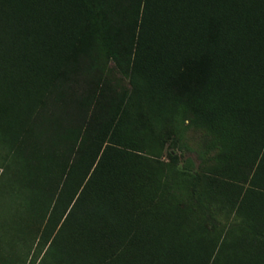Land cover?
Masks as SVG:
<instances>
[{"label": "rangeland", "instance_id": "374dc122", "mask_svg": "<svg viewBox=\"0 0 264 264\" xmlns=\"http://www.w3.org/2000/svg\"><path fill=\"white\" fill-rule=\"evenodd\" d=\"M104 1L99 4L91 0L90 13L95 15L97 8L101 11L99 5H106ZM229 44L233 49L226 53L227 61L221 56L224 67L221 64L220 74L217 78L214 73L209 75V82L214 85L209 86L206 102L199 100L198 85L211 63L208 57L191 60L175 78L161 77L160 89H154L153 99L162 114L158 115V111L156 118L148 120L144 116L150 115L151 109L145 107L143 116H135L133 135L124 124L115 131L121 138L112 141L115 145L111 146L119 152L110 160L117 164L110 165L118 166V179L122 177L119 181L126 183V189L120 192L117 201L122 210L117 217L121 227L114 229L102 221L104 228L96 227L99 222L93 224L92 220L88 226L90 213L78 215L79 211L73 219L70 217L64 222L65 215L56 217L67 212L70 198L83 181L78 182L75 175L83 167V158L89 150L97 146L90 141L81 143L82 140L78 145V139L73 140V131H64L62 125L57 128V124H62V113L57 112L60 101L54 99L47 82L50 71L42 69L38 79L30 76L22 86L15 85V78L8 85L0 82V264H107L108 254L116 258L117 264H134L128 261L135 251L133 246L144 242H158L159 256H172L175 264H264V209L258 210L236 197L238 188L240 193L249 194L248 182L256 169L254 153L257 150V156L262 154L264 142L259 146L242 145L243 139L230 130L235 123L241 126L239 113L247 105L250 110L246 116L251 120V128L264 125V107L257 101L264 99V69L247 74L243 65L252 58L243 48L238 50L240 46ZM108 63L107 58L102 62L95 91L104 82L107 93V76L118 81L115 82L117 89L120 83L128 88L125 74ZM65 65L64 72L69 74ZM32 71L35 74L40 70L21 74ZM62 75L63 79L67 77ZM166 77L171 82L165 89ZM96 100L92 102V110L100 112L97 118L104 115L107 119V98ZM201 109L208 115L206 122L215 128L201 125ZM142 122L157 125L153 133L158 139L153 143L141 138L143 131L140 137L136 136V127ZM109 131L106 122L100 130V148L104 147L108 135L115 136ZM229 150L232 157L227 164L225 154ZM108 162L106 159L101 167L108 166ZM131 169L139 171L136 178L129 176ZM201 174L211 180L214 176L221 179L217 182L204 179L201 184H195L193 178ZM223 181L232 186L223 187ZM138 186L142 188L140 197H146L145 205L150 211L143 218L155 221L154 233L144 234L138 228L134 235L125 232L140 220L127 211L135 198L132 192ZM214 186L217 191L212 194L203 191ZM87 195L82 199L86 202L79 206L99 200L91 198L99 196L96 192ZM57 196L64 198L58 210ZM80 218L87 221L85 228L80 226L73 231L70 221ZM94 218L99 219V213Z\"/></svg>", "mask_w": 264, "mask_h": 264}, {"label": "trees", "instance_id": "16d2710c", "mask_svg": "<svg viewBox=\"0 0 264 264\" xmlns=\"http://www.w3.org/2000/svg\"><path fill=\"white\" fill-rule=\"evenodd\" d=\"M90 1L79 0L77 3L75 0H0V82L8 85L15 78V85L22 86L28 82L30 76L38 79L42 69L50 71L51 75L47 82L49 81L48 85L55 94L54 99L61 104L57 105V112L61 110L62 124H57V128L62 125L64 131H73V140L78 139V145L90 141L91 145L97 146L89 150L83 158V167L79 168L75 175L78 182L83 181L81 185L79 183L80 187L70 201H67L69 205L67 212L57 214L56 217L65 215L64 222L70 217L73 219L79 211L81 213L78 215L90 213L92 218L88 221V226L92 220L93 224L99 222L96 227L104 228L105 224L100 223L102 221L109 223V227L114 229L121 227L117 217L122 214V210L117 201L120 192L126 189L124 187L126 183L119 181L122 177L118 179V166L110 165L117 164L110 160L113 154L119 152L116 147L111 146V144L115 145L112 141L121 138V135L115 134V131L120 130L124 124L125 129L133 135L136 115L143 116L142 113L147 109H151V114L144 116L148 120L156 118L154 115L158 111V115L162 114L158 102L153 99V91L159 88L161 77L170 75L175 78V75L182 71L183 67L188 66L191 60L198 61L208 57L211 63L209 67L207 65L204 79L198 85L199 100L206 102L209 86L214 85L212 81L209 82V75L212 76L214 73L217 78L218 73L220 74L221 64L224 67V63L220 60L221 56L227 61L226 53L232 52L233 49L229 47V42L240 46L238 50L243 48L252 58L243 65L247 74L252 75L254 72L262 71L264 69V0H106L103 2L106 5H99L101 11L97 8L95 15L90 13L88 7ZM95 1L94 3L101 2V0ZM98 15H101L99 19ZM73 58L75 61H72ZM106 58L111 66L125 74L128 88L120 83L117 89L115 82L118 81L107 76V93L103 86L104 82L100 84L101 89L95 91L94 86L100 79L104 64L102 62ZM70 60L72 62L67 65ZM63 65L68 68L69 74L64 72ZM27 70L40 71L35 74L33 71L27 75L21 74ZM62 74L67 77L63 79ZM166 79L164 88H168L171 82L170 77ZM95 98L96 102L98 98H107V119L104 115L97 118L100 112L95 113V110H92L91 105ZM257 101L264 107V99ZM172 108L173 105L170 107L171 111ZM247 108L250 107L247 105L240 110L241 126L237 127L235 123L230 130L234 132V136L239 134L243 139V141L239 140L242 141V145L256 143L259 146V143L264 142V125L256 129L251 128V120L246 116L250 109ZM199 114L202 126L215 128L206 122L208 115L205 114L204 109H201ZM106 122L109 133L113 131L115 136L108 135L104 147L100 148L99 139L102 136L100 130ZM143 123L138 124V129L136 127V136L140 137L139 134L143 131L141 138L143 140L147 138L153 143L154 139H158L153 133L157 125L152 122L145 125ZM164 124L168 128L167 124ZM263 148L259 156L257 150L254 153L256 169L248 182L249 194L240 193L238 188V196H236L242 203H249L258 210L264 209ZM260 149L261 147L258 148ZM230 153L229 150L225 154L227 164L231 161ZM106 159L110 162L109 165L101 167L104 166L102 163ZM138 172L137 169H131L128 174L136 178ZM212 178L216 181L220 177ZM204 179L212 182L202 174L193 178L195 184L196 182L201 184ZM94 185L98 186L95 190L92 188ZM222 185L225 188L232 186L228 181H223ZM141 189L138 186L136 191L132 192L135 198L127 207L132 217L138 216L140 219L139 223L129 226L125 231L128 234H135L136 228L144 234L154 233L152 228L155 227V221L143 218V215L150 214V211L145 205L146 197L143 199L140 197L143 195ZM193 189L195 190L194 186ZM203 191L212 194L217 189L214 186L212 190L204 188ZM203 191L200 192V196ZM93 192L99 196L91 198L99 200L97 202L91 200L85 206H79L84 201L82 200L84 196ZM67 195L68 191L65 196ZM63 201L64 198L57 196L56 209L60 208ZM97 213L99 219L94 218ZM154 217L159 218V215ZM80 219L70 221L73 231L80 226L85 228L87 221ZM158 226L162 225L159 223ZM83 231L85 232L84 229ZM155 243L144 242L137 247L130 245L135 251L128 261L134 264H175L174 257L159 256L160 246L158 242ZM120 249L125 250L122 246ZM115 261V257L107 255V264H117Z\"/></svg>", "mask_w": 264, "mask_h": 264}, {"label": "bare ground", "instance_id": "6f19581e", "mask_svg": "<svg viewBox=\"0 0 264 264\" xmlns=\"http://www.w3.org/2000/svg\"><path fill=\"white\" fill-rule=\"evenodd\" d=\"M163 241V240H162ZM165 248V247H164ZM183 252H185V251H183ZM182 253V252H181ZM188 253V252H187ZM191 258V257H190ZM167 262V261H166Z\"/></svg>", "mask_w": 264, "mask_h": 264}]
</instances>
